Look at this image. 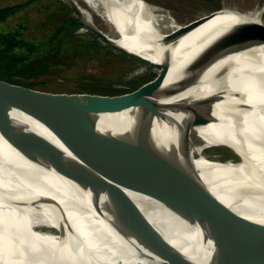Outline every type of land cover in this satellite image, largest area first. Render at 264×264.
I'll list each match as a JSON object with an SVG mask.
<instances>
[{
	"label": "bare ground",
	"instance_id": "bare-ground-1",
	"mask_svg": "<svg viewBox=\"0 0 264 264\" xmlns=\"http://www.w3.org/2000/svg\"><path fill=\"white\" fill-rule=\"evenodd\" d=\"M64 1L121 49L155 64L169 65L175 80L180 69L218 32L237 20L263 23L264 11V3L253 11L225 5L221 15L185 34L190 22L179 23L146 0ZM199 80L205 88L192 86L174 98L178 102L171 116L176 121L192 118L185 104L200 114L212 111L223 115L232 108L244 107L245 114H254L264 123V44L239 50L216 49ZM45 131L55 146L75 156L64 139ZM197 131L202 138L182 143L165 122L154 128L158 137L179 140L159 148L208 181L228 210L248 219L262 217L250 201L233 200L228 193H221L220 180L249 186L262 177L264 130L234 116ZM0 150L8 166L0 168V264H170L171 257L153 251V246L162 242L196 264H208L202 236L196 233L199 228L158 199L124 188L136 200L135 209L142 215L116 217L124 207H92L60 172L38 168L5 147ZM219 150L227 156L216 153ZM35 194L55 199L65 214L34 204L30 197ZM222 223L230 239L246 243L235 220L225 216ZM6 250L12 253L10 257L4 256Z\"/></svg>",
	"mask_w": 264,
	"mask_h": 264
},
{
	"label": "water",
	"instance_id": "water-1",
	"mask_svg": "<svg viewBox=\"0 0 264 264\" xmlns=\"http://www.w3.org/2000/svg\"><path fill=\"white\" fill-rule=\"evenodd\" d=\"M61 1L104 43L156 65L142 55L121 49L88 25L73 6ZM222 10L190 22L185 34L221 15ZM262 44L264 23L237 20L204 44L180 69L176 80L165 83L169 65L161 64L153 80L119 95L56 96L0 81V149L5 147L6 151L45 171L60 172L64 180L89 199L92 207H124L116 217L142 215L135 209L136 200L124 188L158 199L199 228L208 264H264V174L249 186L220 180L221 193H228L233 200L250 201L254 211L263 213L262 217L245 218L228 210L208 181L159 148L179 140L154 133L156 125L165 122L186 143L202 138L197 131L199 127L234 116L248 120L263 131V121L254 114H245L244 107L232 108L220 115L212 111L200 114L184 104L193 113L191 119L181 122L171 116L178 102L174 98L201 78L216 49L239 50ZM45 130L64 139L75 156L55 146ZM124 145L138 148L126 149ZM3 161L6 160L0 150V168H8ZM30 201L65 214L61 205L47 195H32ZM225 216L237 222L248 242L239 243L226 235L222 223ZM153 251L171 257L170 264H196L167 243L153 246ZM4 254L5 257L12 255L7 250Z\"/></svg>",
	"mask_w": 264,
	"mask_h": 264
},
{
	"label": "rangeland",
	"instance_id": "rangeland-1",
	"mask_svg": "<svg viewBox=\"0 0 264 264\" xmlns=\"http://www.w3.org/2000/svg\"><path fill=\"white\" fill-rule=\"evenodd\" d=\"M9 0H0V6L6 5ZM27 0H15L16 3H23ZM164 13L175 17L179 23H188L197 20L203 15H209L223 6L228 5L238 10L261 9L264 0H146ZM53 0H41L36 8V13L42 15H51L55 6ZM222 5V6H221ZM221 7V8H220ZM73 13V12H72ZM264 23V11L262 15ZM101 26V25H100ZM101 27L106 28L105 25ZM75 37H70V46L80 48L81 56L76 57L74 51L61 53L60 58L50 60V62L34 78L11 83L15 87L24 86L25 82L36 84L28 88L31 91L50 94L56 96H107L112 91L118 89V93H125L135 90L143 84L153 80L159 73L161 67L154 65L143 59L129 58L126 55H120L111 46L100 39L98 43V54L91 57V50L88 46L92 45L97 38L87 29L76 30ZM99 39V38H98ZM133 56V55H132ZM57 66L56 68H54ZM175 78L168 71L165 83H171ZM46 82L45 84H42ZM113 84L114 88H110ZM193 89L205 88V84L198 80ZM227 156L224 150H219ZM199 235L200 231H196ZM201 236V235H200Z\"/></svg>",
	"mask_w": 264,
	"mask_h": 264
},
{
	"label": "trees",
	"instance_id": "trees-1",
	"mask_svg": "<svg viewBox=\"0 0 264 264\" xmlns=\"http://www.w3.org/2000/svg\"><path fill=\"white\" fill-rule=\"evenodd\" d=\"M14 1L9 0L6 5L0 6V81L11 84L20 82L23 78H34L39 72H44L40 69L50 60L60 58L62 52L72 50L76 57L81 56L80 48L70 46L69 39L75 37L76 30L87 28L61 0H53L56 8L53 9L52 16L36 13L41 0H27L23 3ZM99 41L97 38L95 43L88 46L91 57L97 56ZM111 49L120 55L134 57L112 46ZM34 85L24 84L26 88ZM110 88L115 89L113 84ZM118 89L110 95L122 94L118 93Z\"/></svg>",
	"mask_w": 264,
	"mask_h": 264
}]
</instances>
